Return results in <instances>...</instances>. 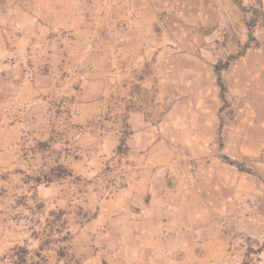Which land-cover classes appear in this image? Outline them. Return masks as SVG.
I'll list each match as a JSON object with an SVG mask.
<instances>
[{"label":"crops","instance_id":"crops-1","mask_svg":"<svg viewBox=\"0 0 264 264\" xmlns=\"http://www.w3.org/2000/svg\"><path fill=\"white\" fill-rule=\"evenodd\" d=\"M35 12L42 34L67 41L65 62L52 64L65 66L68 93L75 68L89 62L84 121L105 116L110 100L130 110L118 189L87 224L99 244L85 264H187L211 245L215 251L200 260L218 259L224 226L250 220L252 198L264 203V0H36ZM210 38L225 46L203 49ZM225 58L219 76L242 104L223 123L218 73L207 61ZM155 61L160 69H144ZM56 84L50 69L25 86ZM151 93L158 97L148 102ZM157 104L160 115H149ZM105 133L101 147L117 149L122 134ZM220 135L226 148L219 149Z\"/></svg>","mask_w":264,"mask_h":264},{"label":"rangeland","instance_id":"rangeland-1","mask_svg":"<svg viewBox=\"0 0 264 264\" xmlns=\"http://www.w3.org/2000/svg\"><path fill=\"white\" fill-rule=\"evenodd\" d=\"M35 4L36 0H0V264H85L83 258L93 254L91 247L99 244L97 234L89 231L87 224L118 189V154L127 150L129 127L125 121L130 110L119 109L110 100L105 116L84 121L80 96L82 74L89 62L81 61L87 66L75 68L74 91L69 86L68 93L65 66L55 68L52 64L65 62L67 41L41 33ZM256 13L248 18L251 41ZM216 42L225 46V40L210 38L201 47L222 49L215 46ZM229 59L207 61L215 64L218 73L216 86L222 99L219 117L223 123L227 118L233 120L242 104L220 78ZM161 63L155 61L144 69L153 66L158 70ZM50 69L57 79L52 91L36 86L26 89V83H35ZM152 97L158 94H149L148 102ZM158 109L157 104L146 112L158 117ZM105 131L122 134L117 149L101 147L99 135ZM223 148L226 143L220 135L219 149ZM238 159L236 166L245 169ZM250 163L251 168H247L256 174L254 165L258 162ZM257 203L252 198L251 218L244 225L224 226L218 259L210 263L200 260V256L206 258L215 251L211 245L199 260L187 264H264L263 199Z\"/></svg>","mask_w":264,"mask_h":264}]
</instances>
